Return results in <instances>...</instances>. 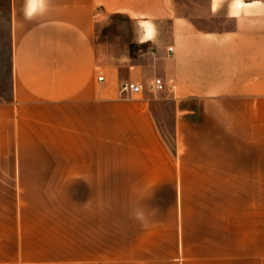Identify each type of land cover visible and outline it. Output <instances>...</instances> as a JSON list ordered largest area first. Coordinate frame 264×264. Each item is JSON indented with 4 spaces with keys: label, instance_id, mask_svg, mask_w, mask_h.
Instances as JSON below:
<instances>
[{
    "label": "crops",
    "instance_id": "crops-1",
    "mask_svg": "<svg viewBox=\"0 0 264 264\" xmlns=\"http://www.w3.org/2000/svg\"><path fill=\"white\" fill-rule=\"evenodd\" d=\"M6 10L0 264H264V0ZM116 14L136 55L95 39Z\"/></svg>",
    "mask_w": 264,
    "mask_h": 264
},
{
    "label": "rangeland",
    "instance_id": "rangeland-1",
    "mask_svg": "<svg viewBox=\"0 0 264 264\" xmlns=\"http://www.w3.org/2000/svg\"><path fill=\"white\" fill-rule=\"evenodd\" d=\"M7 0H0V97H4L8 90L9 44H8V16ZM95 39L97 42L111 48L116 54L136 55L140 46L136 43V29L134 23L123 15H111L100 19L96 23ZM168 108V106H167ZM165 140L171 144V129L167 126L162 130Z\"/></svg>",
    "mask_w": 264,
    "mask_h": 264
},
{
    "label": "built area",
    "instance_id": "built-area-1",
    "mask_svg": "<svg viewBox=\"0 0 264 264\" xmlns=\"http://www.w3.org/2000/svg\"><path fill=\"white\" fill-rule=\"evenodd\" d=\"M172 49H170L171 51ZM98 79H101V77H98ZM148 88L152 91H160L163 89V82L155 78L153 81L150 83ZM142 89V85L136 84L133 82H122L119 87V93L124 94L125 96H129L130 93H137Z\"/></svg>",
    "mask_w": 264,
    "mask_h": 264
}]
</instances>
